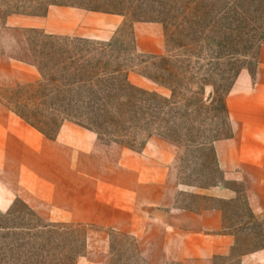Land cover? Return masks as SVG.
I'll return each instance as SVG.
<instances>
[{"label": "rangeland", "instance_id": "374dc122", "mask_svg": "<svg viewBox=\"0 0 264 264\" xmlns=\"http://www.w3.org/2000/svg\"><path fill=\"white\" fill-rule=\"evenodd\" d=\"M32 1L0 0V101L17 116H19L17 113H21L30 122L45 128L50 136L56 139L61 132L69 133L67 128H85L77 124L76 120H65L62 124L61 118L56 120L57 125L54 124L51 119L56 114L51 111V105L48 102L45 106V103H41L45 94L41 91L52 90L54 83L50 79L60 76L59 64L55 63V58L61 47L65 50L64 56L76 58H91L101 52L111 58V64L124 68V72L128 70L129 81L132 84L156 90L163 95H171L172 91L148 79L144 73L156 76L161 82L167 75L163 56L170 55L173 74L169 77L171 80L169 84L174 89L172 101H182L178 106L180 108L178 111L182 115L178 116L176 122L181 123L182 116L186 113V136L179 134L174 137L175 142L157 132L151 135L139 133L135 143L139 151L136 152L142 153L152 139L174 144V147L170 148L159 143L156 158L160 164H164L167 157L170 160L172 155L178 158L176 161L178 185H182V188L189 187V192L179 189L175 206L196 210L210 207L222 209L226 227L224 231L235 236L236 245L227 256H216L214 264H242L243 255L264 250V218L252 211L245 183L224 182L234 191V197L230 199H216L191 192V189H209L224 181L222 170L212 159L211 147L199 148L192 144V140H201L205 135L210 140L213 137L223 140L232 136L229 111H225L223 107V98L227 100L230 92L225 97V91L212 101V86L203 89L204 78L211 68L210 56H215L213 51H217V47L211 45L197 47L188 52L193 54L192 62L188 66L186 63L182 66L181 60L186 59V49H181L178 45L186 43V31L170 25L175 24L174 21H170V24L151 21L133 23L134 17L131 15L109 16L82 7L59 5L50 6L44 15L12 13L17 7L40 12L53 0ZM77 1L115 10H131L141 2V0H100L98 3ZM162 1L167 3L173 0ZM224 1L230 6L246 2ZM252 14L254 17L247 20L246 28L254 27L258 32H264V6ZM162 16L164 18V15ZM28 20H33L32 24H28ZM100 45H105L104 50L95 52L93 47ZM260 49L257 52V59L252 57L247 63L248 68L241 69L246 64L245 59L244 64L238 66L236 70L240 73L235 81L243 72L255 75ZM255 53L254 50V56ZM226 64L227 61L222 60L219 65L214 64L212 69L218 72L219 68L227 67ZM230 76H233V73ZM38 83L41 84L25 88L29 84ZM45 99L48 100V97ZM178 111L166 108L162 114L167 119H172ZM23 121L30 125L25 119ZM47 124L52 125L46 127ZM93 133L96 142L109 151L112 165H116L121 150L126 147L116 142L106 143L101 139L114 137H103ZM123 134L131 136L128 133ZM132 138L133 136L123 137L127 143H131ZM213 143L211 146L214 147ZM143 155L146 156L144 153ZM208 156L211 160H208ZM153 213L158 214L160 218L166 217V211L162 209L157 211L154 208ZM158 240L160 245L151 257L146 254L145 240L118 228L71 222L65 215L51 209L44 208L39 211L31 209L19 198L15 199L9 211H0V264H183L173 257L177 252L176 247H166L165 240L162 241V238ZM166 252L172 256L166 258Z\"/></svg>", "mask_w": 264, "mask_h": 264}, {"label": "crops", "instance_id": "0c3cea01", "mask_svg": "<svg viewBox=\"0 0 264 264\" xmlns=\"http://www.w3.org/2000/svg\"><path fill=\"white\" fill-rule=\"evenodd\" d=\"M226 103L232 136L214 143L224 181L191 192L230 199L234 191L224 182H243L252 211L264 218V45L255 75L241 73ZM67 129L48 138L0 101V211H9L19 198L31 209H51L71 222L118 228L145 240L151 257L162 238L166 247H176L173 257L183 264H214L216 256L234 248L222 209L175 206L178 190L189 192L178 185V158L167 157L164 164L156 158L159 143L174 144L152 139L142 153L124 148L112 165L93 132ZM241 262L264 264V250L243 255Z\"/></svg>", "mask_w": 264, "mask_h": 264}, {"label": "trees", "instance_id": "16d2710c", "mask_svg": "<svg viewBox=\"0 0 264 264\" xmlns=\"http://www.w3.org/2000/svg\"><path fill=\"white\" fill-rule=\"evenodd\" d=\"M26 1L33 2L32 0ZM86 1L98 3L100 0ZM263 2L264 0H246V2H238L230 6L224 0H173L167 3L162 0H141L131 10H115L111 7L102 8L96 4H81L77 0H53L48 2L40 12L17 7L12 13L44 15L50 6L59 5L82 7L108 14L131 15L134 17L133 23L151 21L170 24V21H174L175 24L170 25L186 31V43L178 45L179 48L186 49V59L181 60L182 66L185 63L188 66L192 62L193 54L188 52H192L197 47L204 48V46L211 45L218 49L213 51L215 56H210L211 68L203 81V89L206 86H212L211 99L213 101L225 91V97L228 95L240 73L236 69L240 64H244V59L246 64L241 69L249 67L247 63L252 57L257 59V52L264 45V32H258L254 27H246L247 20L254 17L252 12L260 11V8L264 6ZM145 14L158 16H144ZM224 21L231 23L225 24ZM93 48L97 52L104 50L105 45ZM64 52L65 50L61 47L55 58V63L59 64L60 76L50 79L54 83L53 89L41 91L45 92L44 100L41 103H45V106L48 102L51 105V111L56 114L51 119L54 124L57 125L56 120L59 118L62 119V124L65 120H76L77 124L100 136L114 137L106 140L101 138L104 142H116L134 151H139L135 146L139 133L151 135L153 132H157V134L164 135L175 142L174 137L179 134L186 136V113L183 114L181 123L176 122L179 119L178 116L182 115L178 111L180 110L178 106L182 101H172L174 89L169 84L171 82L169 77L173 74L172 63L169 60L171 59L170 55L163 56L166 61L164 70L167 75L161 82L156 76L144 73L148 79L172 91L171 95H163L156 90H148L132 84L129 81L128 70L124 72V68L118 65L114 66L111 64V58L101 52L91 58L64 56ZM222 60L227 61V67L219 68L218 72L214 71L213 65H219ZM232 73L233 76H230ZM40 84H29L25 88ZM47 97L48 100L45 99ZM223 107L225 111H228L225 98H223ZM166 108L178 112L172 116V119H167L162 114ZM158 113L159 116H157ZM17 114L32 127L53 139L45 128L30 122L23 114ZM47 125L46 127H51L52 124ZM123 133L133 136L131 143H127L123 139L124 136L130 138L131 136ZM219 139L221 138L213 137L210 140L205 135L201 140H192V144L199 148L210 146L213 153L212 159L218 165L215 149L211 145ZM208 160H211L209 156Z\"/></svg>", "mask_w": 264, "mask_h": 264}]
</instances>
